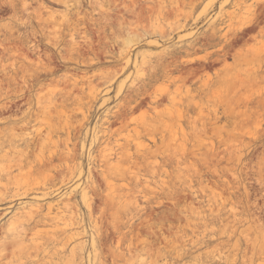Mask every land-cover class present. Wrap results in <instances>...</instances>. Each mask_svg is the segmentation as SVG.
Wrapping results in <instances>:
<instances>
[{
	"label": "rangeland",
	"instance_id": "rangeland-1",
	"mask_svg": "<svg viewBox=\"0 0 264 264\" xmlns=\"http://www.w3.org/2000/svg\"><path fill=\"white\" fill-rule=\"evenodd\" d=\"M0 264H264V0H0Z\"/></svg>",
	"mask_w": 264,
	"mask_h": 264
},
{
	"label": "bare ground",
	"instance_id": "bare-ground-1",
	"mask_svg": "<svg viewBox=\"0 0 264 264\" xmlns=\"http://www.w3.org/2000/svg\"><path fill=\"white\" fill-rule=\"evenodd\" d=\"M124 119V118H123ZM23 164V163H22ZM7 175L5 176L6 179H10V176L12 175L11 170L8 168V170H6Z\"/></svg>",
	"mask_w": 264,
	"mask_h": 264
}]
</instances>
